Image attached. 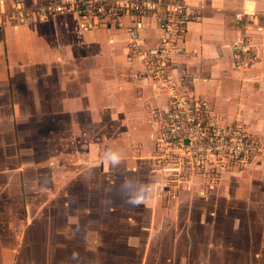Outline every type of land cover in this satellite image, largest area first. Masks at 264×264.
<instances>
[{"label": "crops", "instance_id": "obj_1", "mask_svg": "<svg viewBox=\"0 0 264 264\" xmlns=\"http://www.w3.org/2000/svg\"><path fill=\"white\" fill-rule=\"evenodd\" d=\"M184 1L201 8L200 18L186 28L179 58L193 79V96L222 124L242 116L264 142V0ZM14 2L0 0V5ZM235 13L251 15L254 23L235 21ZM144 26L147 46H156L163 32L154 20ZM246 28L257 60L237 72L232 45ZM127 45L125 28L84 31L70 16L0 27V229L9 228L18 213L26 231L80 228L58 218L81 212L73 211L72 197H102L105 181L129 180V173L150 163L156 148L153 112L168 100L136 76L139 63L129 60ZM253 165L237 187L220 195L245 204L261 198L264 158ZM86 171L95 184L85 183ZM163 192L160 198L168 193ZM38 199H46V208ZM79 209L87 212L84 205ZM2 251L0 264H8L13 253Z\"/></svg>", "mask_w": 264, "mask_h": 264}, {"label": "rangeland", "instance_id": "obj_2", "mask_svg": "<svg viewBox=\"0 0 264 264\" xmlns=\"http://www.w3.org/2000/svg\"><path fill=\"white\" fill-rule=\"evenodd\" d=\"M152 156L129 180L105 181L102 197H72L73 211L81 212L58 218L80 228L26 231L18 213L9 228L0 229L8 241L0 252L4 247L13 253L8 264H264V193L250 204L220 195L256 165L238 172L222 170L217 162L201 167L160 153L157 141ZM91 173H83L87 185L95 184ZM160 190L167 195L160 198ZM38 202L46 208V199ZM190 222L196 223L191 229L185 226Z\"/></svg>", "mask_w": 264, "mask_h": 264}, {"label": "built area", "instance_id": "obj_3", "mask_svg": "<svg viewBox=\"0 0 264 264\" xmlns=\"http://www.w3.org/2000/svg\"><path fill=\"white\" fill-rule=\"evenodd\" d=\"M200 10L184 0H40L31 7L25 6V0H15L10 7L0 5V27L70 16L84 31L125 28L128 58L139 63L136 76L167 95L168 104L153 112L160 153L201 167L217 162L222 170L238 172L261 162L264 142L250 132L242 116L227 124L216 121L206 103L193 96V79L179 63L186 28L200 18ZM234 18L245 26L254 23L248 14L235 13ZM147 20H154L163 32L154 47L147 46L143 34ZM247 29L232 45L233 67L241 72L257 60Z\"/></svg>", "mask_w": 264, "mask_h": 264}, {"label": "bare ground", "instance_id": "obj_4", "mask_svg": "<svg viewBox=\"0 0 264 264\" xmlns=\"http://www.w3.org/2000/svg\"><path fill=\"white\" fill-rule=\"evenodd\" d=\"M40 0H25V6L31 7L33 5H39Z\"/></svg>", "mask_w": 264, "mask_h": 264}]
</instances>
